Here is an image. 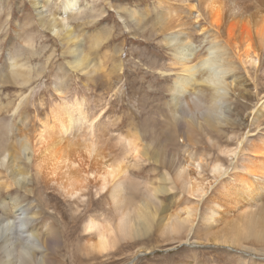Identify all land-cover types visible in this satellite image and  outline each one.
Instances as JSON below:
<instances>
[{
    "label": "rangeland",
    "instance_id": "374dc122",
    "mask_svg": "<svg viewBox=\"0 0 264 264\" xmlns=\"http://www.w3.org/2000/svg\"><path fill=\"white\" fill-rule=\"evenodd\" d=\"M218 1L225 5L222 39L229 23L252 31L251 27L264 15V0ZM40 6H47L49 12L39 9ZM232 9L237 10L234 16L230 15ZM74 13L73 18L63 15L62 0H0V75L8 78L6 71L13 63L26 64L34 71L25 87L12 84L9 78L1 80L4 82H0V127L10 126L13 131L30 135L53 106L83 99L85 115L96 121L92 137L99 141L102 157L121 163L126 171L125 195L134 199L141 198L144 191L130 190V181L144 183L146 188L164 187L163 171L155 164L159 156L167 160L176 155V161H182L183 154L190 151L210 161L219 157L222 164L228 165L226 156L220 154L223 147L233 149L237 145L236 154L240 148L264 137V117L254 126L251 122V113L264 101V50L257 52L258 60L253 65L234 62L237 79L228 92L231 103L227 105L233 110L234 120L231 126L222 125L219 131L212 132L215 149L207 145L202 132L195 130L189 135L184 125L174 126L170 122L168 87L172 76L165 74V70L172 52L163 40L172 32L174 37L188 42L189 54L208 57L211 38L199 30L208 28L211 22L200 0H78ZM198 16L201 17L196 19ZM64 18L65 31H73L75 40L88 54L87 68L81 71L67 66L71 56L66 50L72 46L39 27ZM91 20L92 25L83 24ZM165 28L170 30L165 32ZM25 35L32 37L29 45ZM31 51L35 54L31 55ZM19 52L20 57H10ZM226 74L224 79L229 83L233 74ZM20 100L24 101L23 106L13 115ZM21 119L25 127L19 124ZM131 134L137 138L136 153L127 150ZM89 137L84 127L69 136L72 141H87ZM185 137L191 144L185 143ZM12 144V134L0 142L7 154L5 167L0 169V221L12 219L15 206L35 216L27 225L28 232L33 230L43 242L42 230L52 234L51 252L42 249L35 253L39 261L50 254L49 264H264V249H227L203 241L204 207L223 179L216 182L200 206L199 219L189 235L171 239L162 235V220L185 198L178 191L167 190L153 199L157 218L148 235L128 242L115 241L102 254L90 253L88 246L94 234L84 232L85 222L92 218L110 225L114 220L107 191L100 192L93 179L79 195L65 198L58 189L62 183L60 174L42 178L30 152L22 151L18 157L10 151ZM133 144L136 146L135 140ZM186 148L189 151L184 153ZM154 152L159 156L152 155ZM12 166L27 173L25 182L19 176L20 184L15 183ZM79 169L86 167L77 165L76 170ZM28 190L31 192L26 193ZM14 256L17 258L15 253Z\"/></svg>",
    "mask_w": 264,
    "mask_h": 264
},
{
    "label": "bare ground",
    "instance_id": "6f19581e",
    "mask_svg": "<svg viewBox=\"0 0 264 264\" xmlns=\"http://www.w3.org/2000/svg\"><path fill=\"white\" fill-rule=\"evenodd\" d=\"M77 1L62 0L63 15L68 14L73 18ZM200 1L204 5L207 20L211 22L208 28L199 30L203 35H210L208 57L202 58L197 53L189 54L188 42L180 36L174 37L172 32L163 40L172 52L165 70V74L172 76L171 85L168 87L171 97L168 113L172 125L181 123L189 135L195 130L202 132L207 137V145L215 149L211 139L212 132L219 131L222 125L230 123L231 126L234 120L233 110L227 107L231 103L228 92L237 79L234 62L239 65L243 62L253 65L258 60L257 52L264 50V15L251 27L252 31L244 26L236 28L233 23H229L224 29L225 38L222 39L221 20L225 5L218 0ZM46 7L40 6L39 9L44 10ZM46 12L49 10L46 9ZM236 13L237 10L232 9L230 15L234 16ZM130 17L133 19L134 14ZM66 21L64 18L47 25L39 24V27L47 30L52 37L72 46L66 50L71 56L67 66L73 71H81L87 68L88 54H85L82 44L75 40V33L71 30L65 31ZM88 23L92 25L94 20L83 22L84 25ZM169 30L163 29L165 32ZM24 40L29 45L32 37L25 35ZM20 54H10V57H20ZM30 54L35 53L31 51ZM30 54L28 53L29 56ZM25 65L13 63L8 66L6 75L12 80V84L25 87L30 83L34 71ZM231 73L233 76H229L230 82L227 83L224 74ZM3 78L8 79L1 74L0 82H4L1 81ZM23 102L19 101L13 115L19 112ZM84 107L83 99L53 106L48 116L39 121L30 135L21 134L23 131L20 133L19 130L13 131L10 126H1L0 142L6 135L12 134L15 144L11 145L10 151L18 157L22 151L30 152L37 163L35 170L39 176L49 178L60 174L62 183L58 189L65 198L79 195L93 179L100 192L107 191L114 220L110 225L100 224L92 218L85 222L84 232L94 234V239L88 246L90 253L102 254L110 250L115 241L128 242L148 235L157 218L153 199L158 193L167 190L178 191L185 198L176 205L172 214L162 220V235L168 239L189 235L199 219L200 206L210 196L216 182L222 179L221 185L218 184L216 192L208 198L204 207L201 221L205 229L203 241L227 249H264V137L244 149L240 148L236 154L237 145L233 149L223 147L220 154L226 156L228 165L222 164L219 157L210 161L203 155L196 156L188 148L184 150V153L189 152L185 156L183 154L182 161H176V155L166 160V157L162 158L154 152L152 155L159 156V159H155V164L163 171L164 187L154 188L147 185L146 188L144 183L132 184L130 181L127 185L130 190L144 191L141 198L134 199L125 195L126 171L121 163L105 161L102 157L103 151H99L97 145L99 141L92 137L96 121L85 115ZM262 117L264 101L251 113L252 126ZM19 124L21 127L26 125L24 119ZM82 127L87 129L91 137L87 141H72L70 134ZM130 137L131 140L126 142L127 150L136 153V135L131 134ZM185 138V143L191 144ZM134 140L136 146L133 144ZM6 161V151L0 146V169H4ZM77 165L86 169L76 170ZM12 170L15 183L20 184L19 176L25 182L27 173L17 171L14 166ZM1 189L4 187L1 186ZM30 192L28 190L26 193ZM11 214L12 219L0 221V264H49L50 254L39 261L35 253L42 249L51 252L52 234L42 230L41 233L45 235V238L41 237L43 242L33 230L28 232L27 225L35 217L29 214V210L15 206ZM46 230L50 229L46 227Z\"/></svg>",
    "mask_w": 264,
    "mask_h": 264
}]
</instances>
